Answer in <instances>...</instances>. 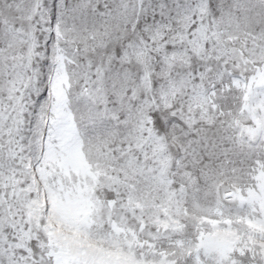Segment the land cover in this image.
<instances>
[{
  "label": "snow or ice",
  "instance_id": "1",
  "mask_svg": "<svg viewBox=\"0 0 264 264\" xmlns=\"http://www.w3.org/2000/svg\"><path fill=\"white\" fill-rule=\"evenodd\" d=\"M0 264H264V0H0Z\"/></svg>",
  "mask_w": 264,
  "mask_h": 264
}]
</instances>
